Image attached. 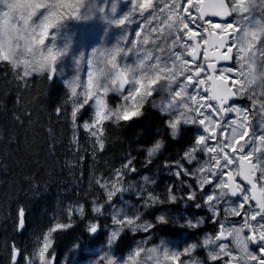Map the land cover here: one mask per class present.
<instances>
[{
	"label": "snow or ice",
	"instance_id": "obj_1",
	"mask_svg": "<svg viewBox=\"0 0 264 264\" xmlns=\"http://www.w3.org/2000/svg\"><path fill=\"white\" fill-rule=\"evenodd\" d=\"M104 2L0 0V62L12 68L22 87H26L28 79L37 74H47L48 79L53 80L68 58L77 66L85 60L84 53L72 55L70 43L61 39L69 21H87L98 16L106 25L120 29L123 34L124 27L131 22L130 16L137 10L140 15L148 12L155 19L154 12L149 10L154 9L156 0H122L133 5L127 13L118 12L113 0H108L110 10L100 7ZM3 7L7 10H2ZM255 7V0H170L159 8L161 15L167 13L163 25L172 36L170 55L162 59L154 57L151 50L140 48L135 66L120 63L117 58L124 50L119 47L121 41L117 40L100 54L106 58V64L98 69V75L91 70L92 60L88 59L86 80L81 81L78 77L65 80L70 93L55 112L57 116L68 115L74 144L78 143L77 129L83 128L93 139V148L103 150L106 123L118 125L140 118L146 104L169 117L164 121L169 138H178L184 126L198 128L192 145L183 154L187 164H197V167L189 169L180 161L165 165L174 167L173 174L178 179L195 180L193 189L182 179L190 189L186 197H179L172 185L164 197L149 191L148 187L156 181L147 175L141 178L143 183L139 186L135 182L124 186V177L137 172L134 158L126 161L123 170H115L111 179L96 180L106 193L103 203L96 199L91 202L94 220L89 221L84 229L87 239L78 237L73 246L74 250L96 256L89 264H139L134 257H140L145 251H158V247L133 249L134 256L129 253L127 259L116 255L117 245L125 232L135 235L143 231L148 236L158 225L170 223L180 228H200L205 223L203 218L173 217L167 211H159L153 220L144 219L147 209H162L165 204L182 199L194 202L198 194L203 195V206L212 211L211 219L218 224V230L215 236L206 233L198 242H191L183 249L167 246L166 241H161L159 247L164 249L166 264L169 261L171 264H264V100L257 109L252 87L257 83L254 75L257 61L262 69L260 82L264 84V0H260L256 14L253 13ZM221 19L223 23L217 22ZM151 31L155 33L158 29L153 27ZM159 31H164V27ZM140 34V31L136 32L137 37ZM150 42L155 44L145 35L142 44L149 45ZM201 51L203 63H197ZM122 59L126 61V57ZM234 59L236 67L218 70L217 62ZM109 93L118 97L114 105L108 102ZM161 93L163 95L157 102L154 97ZM238 97L249 99L250 105H237L234 100ZM69 103L71 111L67 112ZM85 107H92L93 115L90 120L80 123L79 114ZM229 114L232 118L226 119ZM164 146L161 137L142 150L151 158ZM200 153L205 157L202 161L198 158ZM147 162L151 163V159ZM237 177L240 183H237ZM207 187L213 190L206 192ZM129 191L135 193L140 201L138 205L123 200V193ZM118 193L119 207L113 199ZM237 196L241 203L232 207L229 197ZM224 205L229 207L224 208ZM245 205H249L251 212L245 210L241 216ZM105 207L111 208L107 215L102 211ZM195 207L200 209L202 205L196 203ZM222 209L225 219L229 215L241 216L243 223L236 226L220 221L218 217ZM128 210L132 215H128ZM87 212L84 203L67 206L70 222L55 223L30 254L13 244L12 264H17L18 257H23L24 264H55V253L49 252L53 234L71 228L73 218L84 219ZM99 217L110 219L111 224H102ZM24 218L25 211L21 207L17 212V231L23 230ZM101 233L105 234V239L98 245L97 237ZM250 245L255 246L254 251ZM198 250L206 251V259L195 255Z\"/></svg>",
	"mask_w": 264,
	"mask_h": 264
},
{
	"label": "trees",
	"instance_id": "obj_2",
	"mask_svg": "<svg viewBox=\"0 0 264 264\" xmlns=\"http://www.w3.org/2000/svg\"><path fill=\"white\" fill-rule=\"evenodd\" d=\"M68 93L69 88L63 82H57L56 78L49 80L47 74L30 77L27 86L22 87L12 68L0 62V264H12L13 244L32 253L50 227L57 222H70L66 208L77 202L87 205L86 218L74 217L71 228L54 233L49 252L55 253V264L84 261L86 253L74 250L73 246L78 237L87 239L84 229L94 220L91 202L96 199L103 203L106 193L96 180L111 179L115 170H123L122 166L132 158L137 172L146 170V154L142 149L150 147L161 131L168 136L164 127L166 118L146 105L140 118L118 125L106 123L103 150L93 148L94 141L83 128L77 129L78 143L74 144L68 115L57 116L55 112ZM66 107L70 112L71 103ZM89 113L90 107H85L79 114V122ZM190 137L189 129L176 139L167 137L168 151L174 155L183 152ZM134 175L124 177V186ZM119 195L113 199L121 206ZM21 207L25 211V225L17 231V212ZM99 219L102 224L110 220ZM157 228L172 234L178 227L166 224ZM135 237L136 234L125 232L116 253L127 251ZM100 238L101 234L97 243ZM17 264H24L23 257H19Z\"/></svg>",
	"mask_w": 264,
	"mask_h": 264
},
{
	"label": "rangeland",
	"instance_id": "obj_3",
	"mask_svg": "<svg viewBox=\"0 0 264 264\" xmlns=\"http://www.w3.org/2000/svg\"><path fill=\"white\" fill-rule=\"evenodd\" d=\"M113 2L116 3L118 12L127 13L130 9L133 8V5L131 3H124L122 2V0H113ZM165 2H170V0H156V5L154 9L149 10L154 12L155 19L152 16H149L148 12H145L143 15H140L137 10L136 13L130 16L131 22L124 27L123 34H121L120 29H117L114 26L106 25L98 16H95L93 19L87 21H75V20L69 21L68 26L61 39H66L70 43V49L72 55L78 56L80 53H84L85 60L81 61V63L77 66L73 64L71 58H68L65 61V63L61 65L62 71L58 72L57 74L56 77L57 82L61 81L65 84V80L71 81L74 77H78L81 81L86 80V74L87 71L89 70V66L87 64L88 59L92 60L91 70L98 75V69L104 67L106 64V58L102 57L100 54L104 53L108 48H110L113 44H115L117 40L121 41L119 47H121L124 50L121 53V56L117 58L118 62L120 63L127 62L129 65L135 66L137 51L140 48L149 49L153 52L154 57L160 56L162 59L170 55L172 36L169 35V31L167 30L166 26L163 25V20L166 18L167 13L161 15L159 12V8L163 7V3ZM95 3L98 4L99 0H95ZM255 4L256 7L253 9L254 14H256L257 9H259L260 7V0H255ZM100 7H103L106 10H110V5L108 3V0H105V2L100 5ZM2 10L6 11L7 8L3 7ZM146 17L147 19H145ZM217 22L223 23L224 21H217ZM153 27L157 28L158 31L153 33L151 31ZM162 27H164V31H159V29H161ZM137 31L141 32L139 37L136 36ZM145 35H148L150 37V41H154L155 44L153 45L150 42L149 45H143L142 40ZM123 57H126V61L122 59ZM197 63H203V60ZM227 67H236L235 59L234 62H232V64L226 63L225 65H222L220 69ZM261 71L262 69L259 66V61H257V67L254 73V75L257 77V83L252 86L253 90L256 93L254 99L256 100L257 109L259 108V103L261 102V100H264V95H262V93H264V84H261L260 82ZM65 86L68 87L67 84H65ZM79 91L80 89H78V92ZM69 93H70V88H69ZM161 95L163 94L161 93L156 95L154 99L158 102L161 98ZM108 102L110 105H114L115 103H117L118 102L117 95L109 93ZM234 102L237 105H243V106L250 105V100L247 98H243V99L239 98ZM146 105L151 106V104H146ZM92 115H93V108L90 107L89 115H84V117H82V120H80V123H82L85 120H90ZM164 117L166 119H169V117L167 116ZM231 118H232L231 114H229V116L226 117V119H231ZM251 118L252 117L250 114V119ZM188 129L190 130V134H191L190 137L191 140L189 141V145H187L185 149H183L184 150L183 152H179L176 155L168 151L167 149L168 142L166 139L168 136H166L165 131L164 132L161 131V133H159L160 134L159 138H154V139L156 140L163 137L165 144L164 148L151 158L147 157V153L146 151H144L146 154L145 164L148 165V167L144 171H139L135 173V175L132 176L133 178L131 180L128 178L127 179L128 183L135 182L139 186L140 184L143 183L141 178L147 175L151 179L156 181L155 184L150 185L148 187L149 191H153L155 194H159L161 195V197H164L167 194V190L169 186L172 185L175 187L176 194L179 197H186L190 190L186 186V184L191 185L192 188L194 189L196 187L195 180L184 177L182 179L186 181L185 184L184 182H182V179H178L173 174L175 171L174 167H166L165 165L166 164L174 165L176 161H180L181 163H184V166L189 169H194L197 167V164L189 165L183 160L184 152L192 145L195 136L198 134L197 126H184L181 129V134L183 133V131H187ZM198 158L202 161L204 160L205 157L203 153H200ZM148 159H151V163L147 162ZM237 180L239 181V183L241 182L239 177H237ZM212 190H213L212 187L206 188V192H210ZM123 198H127L131 205H138L140 203V201L136 199L135 193L132 191L123 193ZM229 201L232 207H238V205L241 203V198L239 196L229 197ZM196 203L201 204L202 207L200 209H197L195 207ZM203 205H204L203 195L198 194V198L194 202L182 199L174 204L173 203L165 204L162 209H152V208L147 209L144 216V219L146 220H153L154 216L157 215L159 211H167L173 217L188 216V217L203 218L205 223H203L198 229L178 227L175 230V232L172 234L163 233L157 227L148 236H146L143 231H140L139 233L136 234L137 235V237H135L136 240H134V242L130 245L127 251H125L122 254L116 253V255L124 256L125 259H127L128 254L133 253V249L144 248L145 250H147L152 247H158L157 252L149 253L145 251L141 254L140 257H134V259L138 261L139 264H166V262L164 261V249L159 247L161 241H166L167 246H174L177 249H183L187 246V244L191 242H198L206 233L215 236L218 230V224L214 223L211 219L213 215L212 211ZM117 206L119 207V205ZM228 207L229 205H224V208H228ZM245 210L248 211L249 213L251 212V208L249 207V205H245V209L241 210V216L243 215V212ZM102 211H104L105 214L107 215V213L111 212V208L107 210L103 209ZM128 215H132L131 210H128ZM241 216L229 215L227 219H225L222 209V214L220 217H218V219L222 222L231 223L233 225L239 226L243 223ZM104 224L105 225L111 224V220H109V222H105ZM170 224L176 226L175 223H170ZM245 235H247V232H245ZM100 239L101 240L97 243L98 245L103 243L105 239L104 233H101ZM250 249L254 251L255 246L250 245ZM96 251L101 255L103 254L99 248H97ZM195 255L201 259H206L207 253L205 250H198L195 253ZM148 256H152L153 259L148 260L147 259ZM95 259L96 256L93 255L91 252H89L86 253L84 261L82 260L77 264H89L90 261ZM167 264H171V262L169 261L167 262Z\"/></svg>",
	"mask_w": 264,
	"mask_h": 264
},
{
	"label": "water",
	"instance_id": "obj_4",
	"mask_svg": "<svg viewBox=\"0 0 264 264\" xmlns=\"http://www.w3.org/2000/svg\"><path fill=\"white\" fill-rule=\"evenodd\" d=\"M222 20V19H221ZM223 21V20H222ZM203 55V52L201 51V56H200V59H198V61L197 62H199L200 60H201V58L203 57L202 56ZM232 62H234V60L233 61H231V62H229V61H219V62H217V68H218V70H219V66L220 65H222V64H225V63H228V64H231ZM239 99V97L238 98H236L235 100H238ZM234 100V101H235ZM237 183H239V181L237 180Z\"/></svg>",
	"mask_w": 264,
	"mask_h": 264
},
{
	"label": "flooded vegetation",
	"instance_id": "obj_5",
	"mask_svg": "<svg viewBox=\"0 0 264 264\" xmlns=\"http://www.w3.org/2000/svg\"><path fill=\"white\" fill-rule=\"evenodd\" d=\"M203 60V57L201 58V60L200 61H202Z\"/></svg>",
	"mask_w": 264,
	"mask_h": 264
}]
</instances>
